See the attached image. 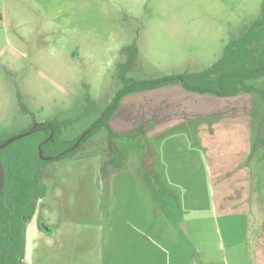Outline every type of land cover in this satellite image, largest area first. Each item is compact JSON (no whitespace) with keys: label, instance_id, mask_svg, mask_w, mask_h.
Instances as JSON below:
<instances>
[{"label":"rangeland","instance_id":"374dc122","mask_svg":"<svg viewBox=\"0 0 264 264\" xmlns=\"http://www.w3.org/2000/svg\"><path fill=\"white\" fill-rule=\"evenodd\" d=\"M263 12L264 0H0V140L53 117L72 119L62 130L64 138L79 136L119 89L118 65L128 59L126 48H135L127 72L133 78L199 71L211 65L225 43ZM248 83L264 91V75ZM223 108L228 112L222 115ZM208 112L222 115L224 130L238 127L244 136L249 127L254 149H264L257 144L264 143V101L256 92L217 97L186 91L176 83L128 94L110 126L123 132L144 124L145 130L142 137L116 142L128 164L112 179V209L108 207V179L102 195L101 173L94 159L86 160L62 182L49 185L45 197L37 201L41 205L38 226L52 233L65 221L67 228L82 232L78 238L82 260L88 258L95 239L101 242L105 231L114 224L117 228L118 215L119 219L135 216L139 198L141 227L169 228L163 224L165 219L155 226L150 223L155 212L148 204L143 206L142 192L134 185L133 169L141 158L144 168H152L143 171L150 182L149 192L155 195L154 185L157 196L162 190L160 206L182 239L186 240L187 230H244L246 222L249 225L246 216L237 210L226 216L219 212L218 159L203 152L201 125L208 122ZM106 146L101 130L77 154H99L104 162ZM227 164L231 168L234 159L228 158ZM59 166H46V181ZM259 171L252 182L258 178L255 186L264 181V168ZM256 192L259 200L264 199V188L256 187ZM236 194L230 189L225 200ZM123 198L130 204L121 205ZM256 200L251 197V212H256ZM258 207L262 212V205Z\"/></svg>","mask_w":264,"mask_h":264},{"label":"crops","instance_id":"0c3cea01","mask_svg":"<svg viewBox=\"0 0 264 264\" xmlns=\"http://www.w3.org/2000/svg\"><path fill=\"white\" fill-rule=\"evenodd\" d=\"M223 110L221 111L222 115L228 112L225 111L226 108ZM210 114L214 113L208 112L206 114L208 122L204 123L208 124L202 123L201 131L203 132L202 141L205 156L218 159L215 177H217V181L219 180L217 191L222 198L221 203H217L220 206L219 212H223L221 216H226L234 212L233 210H237L238 215L246 216L249 225L246 222L244 230L229 228L215 231L187 230L185 233L186 240L182 239L183 235L174 228L175 224L170 220L171 216L164 215L163 207L160 206L162 202L159 201V196H161L162 190L158 192L157 196V187L154 185L156 196H152V193L149 192L150 182L148 183L143 171L147 168V170H152V168L150 166L144 168L141 158H138L133 169L134 185H137L140 193L142 192L140 196L144 201L143 206L148 204L151 211L154 210L155 212L149 221L155 226L158 220L165 219L163 224L166 225L167 223L169 228L155 227L151 230L142 228L140 222H143L144 219L141 218V212L137 207L141 205V198H139V203L135 204V209L138 211L135 216H123L119 219L118 215L116 219L119 223L117 228L114 224L113 228L105 231V234L101 235V242L95 239L94 246L88 250V258L82 260L80 253L82 241L78 239L82 232L67 228L65 221H60L59 227L54 229L52 233L42 230L38 226V214L41 208L38 203L45 197L46 193H44L39 199L40 201L36 203L35 212L26 225L23 264H264V199L259 200L258 192H256V187L257 189L264 188V181L255 186V183L258 182V178H256L254 185L252 184L253 179L258 176L259 170L264 168V149L262 151L258 148L254 149L256 142L251 137L249 127L244 136V132L240 131L237 126L234 129L224 130L221 128L223 122L219 118L222 115H217V117ZM229 130L230 132H227ZM242 136L243 139H241ZM200 137L201 134L198 135V139ZM257 144L264 145L262 142ZM228 158L234 159L231 168L227 164ZM91 159H94L96 169L100 174L102 158L99 154L93 157L92 155H84L69 159L65 163H60L53 174V178L46 181L45 192L49 185H55L54 182H62L64 176L76 169L80 162ZM127 164L126 156L125 163L121 167L111 170L107 179L110 182L113 179L114 182L115 174L125 170ZM224 165L228 166L225 167ZM108 180L106 184L110 210L115 195L112 191L114 184L113 182L109 184ZM99 182L101 183L102 195H104L106 193L103 187L105 181L99 177ZM209 183L212 185L211 177ZM230 189L237 191V197L230 201L225 200ZM124 195L125 193L122 196ZM252 196L258 199L255 202L257 205L256 212H251ZM115 202L118 203V200L115 199ZM128 204L123 198L121 205ZM260 205H262L260 208L262 212L258 207ZM45 219L47 220V217ZM230 221L227 220V222ZM253 225L254 228H252ZM94 238H97L96 235Z\"/></svg>","mask_w":264,"mask_h":264},{"label":"trees","instance_id":"16d2710c","mask_svg":"<svg viewBox=\"0 0 264 264\" xmlns=\"http://www.w3.org/2000/svg\"><path fill=\"white\" fill-rule=\"evenodd\" d=\"M126 50L128 59L118 65L119 89L81 135L64 138L62 130L72 119L53 117L33 122L16 134H23L20 138L0 149L4 172V185L0 189V264H18L19 259H24L26 225L35 212L37 201L45 193L47 165L53 164L56 168L66 160L82 156L77 152L101 130L105 132L108 155L100 167L103 181L111 170L125 163V154L117 147V140L142 137L145 130L144 124L139 123L134 129L123 132L111 128L110 120L126 95L179 83L186 91L217 97L256 92L264 101V91L248 83L264 75V12L237 37L225 43L221 55L211 65L199 71L133 78L127 72L134 62L135 48L129 46ZM89 102L92 106L93 101Z\"/></svg>","mask_w":264,"mask_h":264},{"label":"water","instance_id":"95a60500","mask_svg":"<svg viewBox=\"0 0 264 264\" xmlns=\"http://www.w3.org/2000/svg\"><path fill=\"white\" fill-rule=\"evenodd\" d=\"M22 135L23 134H18L16 136H11V137L7 138L6 140L2 141L0 143V149L3 148L4 146H6L7 144H9L10 142L14 141L15 139L20 138ZM3 185H4V172H3L2 164H1V161H0V189L3 187ZM18 264H23V260L19 259L18 260Z\"/></svg>","mask_w":264,"mask_h":264}]
</instances>
